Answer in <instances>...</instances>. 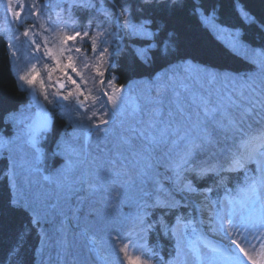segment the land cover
<instances>
[{"label":"snow or ice","instance_id":"snow-or-ice-1","mask_svg":"<svg viewBox=\"0 0 264 264\" xmlns=\"http://www.w3.org/2000/svg\"><path fill=\"white\" fill-rule=\"evenodd\" d=\"M42 7L46 8L48 5H39L36 0H33L30 5L25 4L23 0H6L5 12L6 15L11 16L12 20L20 24L25 14L36 16L39 19L42 16ZM112 7L114 10L111 13H106L108 27L97 24V28L100 30L91 37L90 31L95 23L94 18L91 16L87 20V29L83 33L72 28V34H69L65 31V29L71 27L67 21L58 22L49 17L47 26L44 23L40 24L44 32H51V35L43 36L42 43L36 38V34H33L30 43L21 41L19 36L16 37V40L25 47L33 48V52L30 54L31 59H51L55 67L49 69V81H52V74L56 71H60L66 77V80L58 78L49 85L55 89L51 93V98L48 89L44 86V81L40 80L41 95L53 108L59 107L61 109L67 108L71 101L75 99L74 111L77 115L73 123L76 124L77 128H86L87 136L95 133L98 140L107 137L108 128L106 126L114 123L118 114H121L123 110L126 99L123 95V88L115 86V77L107 80V84L105 83L106 72L112 68L116 54V50H110L109 45L118 37L120 31H124L127 35L133 37L146 38V44L136 50V56L141 66L160 62L161 67L166 66L168 69H172L171 75L167 71L163 76L160 73L155 75L154 84L157 95L156 99L150 101V103L157 106L154 110L156 117L161 115L164 100L168 99L169 104L175 106V114L183 118L186 112L185 104L188 99H191L198 108L203 109L204 117L211 118L212 122L222 130L225 143L228 140L229 131L238 133L247 122L264 124V64H261V73L258 77L238 71L236 74L214 71L207 66L197 67L195 76L191 73L179 76L177 74L179 69L191 68L195 57L182 51L179 34L174 28L169 27L166 21L157 22L152 16L144 15L147 10L175 12L181 8H188L192 17L204 27L205 31L222 34L225 29L220 28L217 23V8L212 0H135V7L133 0H122L118 6L113 0ZM117 7L118 11L115 10ZM69 8H79L87 12L93 9L94 5L81 2V0H73ZM134 19L138 22H134ZM243 19L251 24H256V21L247 12L243 13ZM68 20L73 21V24L78 22L73 20L72 14L69 15ZM260 30L264 32V22L260 23ZM30 32L31 26L24 28L23 37H29ZM228 35L230 39L226 49H222V51L231 54L243 53L245 60L250 58L249 54L264 55V44L259 46L261 51L257 52L256 48L250 46V42L245 43L248 40L246 34L241 36L240 32L237 31L235 33L229 32ZM88 37H90L91 50L95 61L92 67L100 78V92L93 97L91 107H86L85 102L80 100L79 97L84 95L80 84L67 71L71 69L73 73L80 75L74 61L82 53V48L72 47L69 44L78 39L83 43L84 38ZM101 45H104V47L101 48ZM6 46L13 49L11 55L16 57L18 54L15 50L16 45L8 44ZM73 53L77 56H74ZM206 54L212 55L211 52ZM200 63L204 62L201 61ZM85 67H88L87 63H85ZM215 67L216 65L211 66V68ZM39 77L40 73L36 70L35 64L32 65L29 73L18 76L19 81L28 86L27 90L30 91L33 100L36 99L33 86ZM68 82L75 86V92L79 95H74L73 89L67 87ZM107 85H113L111 92L108 91ZM38 103L39 101H37ZM29 109H13L2 117L4 123H11L17 128V134L11 140L0 138V148H6L12 156L10 146L19 141L22 151L26 148L32 152L31 160L20 157L11 158L7 170L4 172V178L12 188H17L20 176L24 175L29 185V194L27 196L11 195L8 203L14 209L22 210L26 214L31 213L28 221L29 225L39 226L41 220L47 215L55 213L58 207L59 196L56 197L57 202L53 203L54 192L48 190V185H55L57 188H63L64 185H61L51 176H43V181L47 183L41 184L40 180H36L33 187L32 177L33 175L38 176L40 173L38 167L39 135L42 132H50L52 129L49 126L46 114L39 121L27 123V117L24 113ZM217 114L227 118V123L218 120ZM173 115L170 108L169 117L171 118ZM174 123L175 126H173ZM199 124L198 119L197 128ZM21 125L22 127H20ZM150 127L155 128L158 132V135L146 136L150 144L164 142L166 137L170 135L188 143L185 151L170 165L179 181V190L188 194L190 199L191 197L198 198L192 200L188 207L201 214L205 209L208 210L209 230L214 235L218 234L229 248L234 246V249H237L246 258L248 264H264V243L261 244L259 251H253L254 245L251 244L253 237L264 240V208L259 213L243 210L249 201L254 204L259 198V190L264 189V128H260L256 134L241 135L238 144L234 141L232 145L225 148L223 150L226 153L224 164L227 166L225 167L224 164L211 161L197 163L193 158L194 150L203 151L206 145L211 144L209 136H190L187 131L181 135V125L171 119L163 128H157L156 121H153ZM249 127H251V124H249ZM101 133H103V137ZM87 136H85V140ZM217 144H219V141H217ZM122 147H132L130 137H121V143L114 145L115 157L108 161L111 170L106 169L103 165L98 167L97 178L102 183H89L90 192L100 190L109 192L110 189L106 185L111 184H121V187H124L120 177L127 174V165L120 163L121 159H126L121 152ZM98 150L107 151V148H98ZM53 155L67 156L69 164L66 165V170L70 171L74 164L84 162L83 157H86L87 153L83 146L77 147L71 141L60 140L57 143V152H54ZM135 155L138 156L139 154L135 153ZM213 160H215V157H213ZM253 161L257 163V171L261 175L252 178L250 183H246L238 190V195L242 196L243 199H237L229 195L225 200L217 199L213 201L210 196L214 191L213 187L199 189L193 185L191 180L185 183L184 180L180 179L185 172L193 173L196 178L213 174L220 177V183L223 184L224 177L221 176V173L245 169ZM151 168V163L147 161L140 168L138 175L142 183L146 184L153 180ZM57 175H60V173H57ZM126 196V191L117 190L113 192L109 200L114 201L116 198L123 200ZM108 207H113V203L110 202ZM179 207V201L167 198L161 199L159 196L153 198L149 191H142L136 214L126 218L127 233L124 234L123 231H118L116 236L112 238L120 242L128 241L127 243H121L119 247V253L123 254L124 264H155L156 253L144 248L143 244H137L138 241L143 240L145 236L153 231L159 230L165 235L171 233V235L177 236V228L182 225L185 229L192 227L194 235L197 233V229L192 226L191 220L187 224L183 223L184 217H177L175 226L169 227L166 223L165 217L167 214ZM156 209L161 211V215L158 218H153L152 212ZM198 223L202 224L204 221L201 219ZM29 230L23 226L21 227L17 234V244L13 246L8 254V264H12V261L18 257L19 249L22 247L26 232ZM89 242L95 245V237H90ZM130 245L134 251H142L144 256L130 255L128 251ZM188 245L194 251L196 250L193 241L190 240ZM213 252L227 261V264H241V258L235 251L228 254L224 249L213 248Z\"/></svg>","mask_w":264,"mask_h":264},{"label":"rangeland","instance_id":"rangeland-1","mask_svg":"<svg viewBox=\"0 0 264 264\" xmlns=\"http://www.w3.org/2000/svg\"><path fill=\"white\" fill-rule=\"evenodd\" d=\"M59 1L60 0H36L37 4L39 5H48V7L46 8L42 7L41 12H45L44 10L56 5ZM23 2L25 4L30 5L32 4L33 0H23ZM5 5L6 0H0V24H4L3 28L0 27V32L8 38V44L16 45L15 50L18 53L16 57H12L11 53L13 49L8 47L12 71L16 80L18 81L20 88L28 93L29 101L21 108L29 109V106H31L30 109L24 113V115L27 117L26 122L32 123L40 115L45 113L46 106L48 104L44 100L43 95H41L40 80L44 81V86L48 89L51 98V93L55 91V89L53 87H50L49 85L58 78L66 80V77L60 71H56L52 74V81H49V69L55 67L51 59H31L30 54L33 52V48L25 47L23 44L16 40V37L19 36L21 41H28L30 43L33 34H36V38L42 43L43 36L51 35V32H44L41 29L40 24L44 23L45 26H47L48 20L41 17L38 19L36 16L25 14L22 17V22L20 24H17L14 20H12L10 15H6ZM239 8L240 12L243 15L245 11L241 10L240 6ZM35 20H37V22ZM218 25L220 28L225 29V31L222 34H217L215 32H212V34L226 47L230 39L228 35L229 32L235 33L239 31L242 36L240 28H231L223 26L219 23ZM29 26H31L30 35L29 37L25 38L23 37L22 33L24 28H27ZM65 31H67L69 34H72L70 30L65 29ZM120 33L122 32L120 31L119 34ZM92 35L93 34L90 32V37ZM90 37L84 38L83 43H81V41L78 39L77 41L70 42L69 44V46L72 47H81L82 53H85V51L87 52V57H84L82 53L79 54V57L77 56V54L73 53L74 56L80 58H76L74 61L75 66L80 72L79 76L76 73H73L71 69L67 70L68 74L71 75L73 79L77 80V83L80 84V88L84 93L83 96L79 97L80 100L93 99L94 92L95 96L99 94L96 93V88L93 85H99L100 78L96 75L95 69L92 67V64L95 61L94 58L91 59L93 53L91 50ZM132 38L134 37L126 35L125 44L127 45V43H129ZM120 39L121 35L115 39L116 44L113 49H116V47H118L117 44ZM245 43L248 42L245 41ZM250 46L256 48L257 52L261 51L260 48L255 47L252 44H250ZM102 47L104 46L101 45V48ZM89 54L91 55V57ZM236 55L244 59L243 53ZM249 55L250 58L246 61L251 63V67L247 68L244 71L238 72L247 73L248 75L258 77L261 73V64H264V55ZM85 63L88 64V67H85ZM33 64L36 65V70L40 73L39 79L33 86V90L36 95L35 100L32 99L30 91L27 90L28 86L26 84H23V82L19 81L18 79L19 75L29 73ZM45 65H47V67H45ZM197 67L203 68L206 66L192 61L191 68H181L179 69L177 74L179 76H184L191 73L193 76H195ZM209 68L214 71L231 72L233 74H236V71L232 70H222L211 67ZM166 71L169 73V75L172 74V69L168 68H165L157 73H160L163 76ZM155 75L151 78H139L132 80L124 85H119V87L123 88V95L126 98L123 110L121 114H118L115 122L112 125H110V123V126L107 127L108 136H119L120 138L131 137L132 145L142 146L147 151L149 150L148 152L150 153V157L154 160L155 164L157 163L159 165L161 162H170L171 165V162L178 158L177 153L182 154L188 147V143L187 141L178 140L175 136L170 135L166 137L164 142L150 144L149 140L146 139V136H151L153 134L158 135L156 129L150 127V124L153 121L157 122V128H163L171 119L181 125V135H183L184 132L187 131L190 136H209L211 139L210 145H206L203 151H193L194 159L197 162L209 161L211 159L210 156H212V154L209 153V150L212 149L213 146H215V148L213 149H217L219 152L221 149L224 150L228 146L232 145L234 141L238 144L241 135L256 134L260 128H264V124L247 122L245 123L244 127L240 130V132L233 133L229 131L228 140L225 143V138L222 130L212 122L211 118H205L203 114V109L198 108L197 105L191 101V99H188L185 104L186 112L183 118L175 114V106L170 105L168 99L164 100L161 115L159 117H156L154 115V110L157 106L153 103H150V101L156 99L157 95L156 86L154 84ZM113 77H115L114 74H111L108 77L105 76V83L107 84V80L112 79ZM112 86L113 85H107L109 92H111ZM115 86H118L116 83V78ZM67 87L73 89L74 95H79L75 92V86L72 85L70 82H68ZM37 101H39L38 104ZM74 105L75 99H73L69 106L65 109H61L58 107V112L63 115L67 114V121L72 126L70 127V125L65 120L67 128L61 135V138L62 140L71 141L74 146H83L85 152L87 153V156L83 157L84 162L74 164L71 170L67 171L66 165L69 164V158L64 155H58L62 158L59 160V163H57L56 166L52 165L54 164L53 160L55 159H50L49 157L47 158L48 154H44L43 148L40 147V139H38V164H41L42 168L47 166L48 170L43 173L40 171L38 175L40 177H38L37 175H33V187L35 186L36 180H40L41 184L47 183L43 181V176L53 177L54 180H57L61 185H64V187L57 188L55 185H48V190L54 192L52 202H57V195L59 196V201L55 213L47 215L41 220V223L39 224L41 237L40 247L36 254L37 262L38 264H124L123 254L119 253V247L121 246V243L126 242H120L118 240L112 239L114 236H116V233L114 232L123 230L122 222L124 218L122 217L121 211L120 213H116L114 210L110 211V207L108 206H106V208L102 207L101 211L99 209L95 210L94 208V201L93 199H91V197L93 198L100 196L98 195L99 193H97L99 191H89V183L94 184L98 181L97 176H95V168L92 165V159H90L92 154L91 149L96 144V140H94L92 136H89L87 140H85L84 136L87 132L86 128H77L76 124L73 123V121L76 119L74 115L71 116V113L75 112ZM170 108L174 114L171 118L169 117ZM198 119L200 121V124L197 128ZM217 119L222 120L225 124L227 123V118H223L219 114H217ZM85 123H87V121H85ZM9 124L11 126V133H0V138H2L3 140H11L17 134V128L14 127L11 123ZM249 124H251V127H249ZM173 126H175V123L173 124ZM20 127H22V125ZM217 141H219V144H216ZM217 145H219L218 148ZM54 146L53 149L48 153L53 155L54 152H57V145L54 144ZM10 147L12 149V156H10L9 151L6 148H0V156L5 154L8 156L9 160L13 157H20L22 159L27 160L32 159V152L27 150L26 148L22 151L19 141L16 144L11 145ZM149 147H152L153 149ZM159 147H162L160 151H158ZM155 151L158 152L156 153ZM73 160H75V158H73ZM45 161L49 162L45 163ZM140 167H143V165H141ZM256 167L258 168L257 163ZM151 171L153 173V180H150L148 183L145 184L141 182V178H138L135 181V186H137L138 189L140 187L144 188L146 185L148 187L151 186L152 190H154V196L160 197L162 189L164 191L166 189L167 191V188L163 187L162 183L158 179L157 171L159 172L162 170H155L152 165ZM57 173H60V175H57ZM260 175L261 173L258 171V177ZM125 185L128 184L125 183ZM82 186L84 187V194L76 198L74 206L72 207L73 196L75 193H77L78 191L80 192L82 190ZM129 187L132 186L129 185L127 188ZM143 188L140 191V195L143 191ZM11 189L13 191V195L20 194L22 196H27L30 191L29 185L26 182L24 175L20 176L18 187H11ZM149 192L151 193V191ZM260 193V196H262L264 200V189H260ZM263 200L261 201V203L264 205ZM249 206L250 204L248 203L243 210L247 212V208ZM70 213L71 217H69ZM68 225H71L73 228L80 227V230L74 231ZM93 236L96 239L95 245L89 242V238ZM177 238L179 242L177 246L176 255L174 260L171 261L170 264H227V261H225L222 257L220 259L216 255V253L213 252V246H206L207 244L202 241H195L197 245V250L200 255L199 256L196 255V253L191 247H189L182 232H178ZM262 243H264V240L253 237L251 239V244L254 245L253 251H259ZM221 247L222 248L220 249H224L226 251L228 250V246L226 247L222 244ZM232 247L234 248V246ZM233 248H231L230 250L235 251L237 255L240 256L241 264H248L246 258H244L243 255L239 253L237 249L235 250ZM128 251L130 255H140L143 257L141 251H134L131 245Z\"/></svg>","mask_w":264,"mask_h":264},{"label":"trees","instance_id":"trees-1","mask_svg":"<svg viewBox=\"0 0 264 264\" xmlns=\"http://www.w3.org/2000/svg\"><path fill=\"white\" fill-rule=\"evenodd\" d=\"M81 2L90 3L94 5V8L87 12L79 8L70 9L69 5L73 3V0H60L56 5L44 10L45 12H42L41 18L49 20V17H51V19L57 20L58 22L67 21L71 25L67 30L72 32V28H75V30L83 33L87 29V20L89 16H91L95 20L90 31L93 35L100 30L97 28V24L108 27L106 13H111L114 10L112 7L113 0H81ZM121 2L122 0H115L117 6ZM212 2L217 8V21L219 24L231 28H240L242 36L246 34L248 37L246 42H250V44L255 47L260 48L259 46L264 44V32L260 30V23L264 22V0H212ZM133 4L135 7V0H133ZM239 6L241 10L253 17L256 24H251L243 19ZM115 10L118 11V7ZM70 14L73 15V20L78 21L77 23L73 24V21L68 20ZM144 15L152 16L157 22L161 20L166 21L169 27L174 28L179 34L182 51L195 57L193 62L208 67L216 65L215 69L232 70L236 72L244 71L251 67V63L240 56L222 51V49H226V46L220 42L212 32L205 31L204 27L192 17L188 8H181L175 12L147 10ZM35 21L37 22V20ZM134 22H138V20L134 19ZM60 26L62 27L63 25L61 24ZM0 27L3 28L4 24L1 23ZM113 31H115V29H113ZM129 43L130 44L125 45L123 50L116 55V66L111 70L115 75L118 86L139 78H151L157 72L167 68L166 66L161 67L160 62L141 66L136 56V50L146 44V38L134 37ZM115 44L116 42L114 40L113 43L109 45L110 49H113ZM6 45H8V39L0 32V133H8L11 127L9 123H4L2 121V117L6 115L8 111L20 109L28 102L27 92L20 88L13 74L9 48ZM217 45H219V47H217ZM208 52H211L212 55H207L206 53ZM82 55L87 57V52L85 51ZM93 58L94 55H92L91 59ZM201 61L204 63H200ZM93 85L96 88V93H99V85ZM92 100L93 99H82L81 101L85 102L86 107H91ZM72 113L74 114L76 112ZM72 113L71 116H73ZM112 124L113 123L110 125ZM101 136L103 137V133H101ZM92 138L96 140V144L91 149L92 154L90 159H92V165L95 168V176H97V169L101 165L111 170V165L108 164V161L115 157L114 145L120 144L121 138L119 136L114 137L112 135H107V137L98 140L95 133L92 135ZM218 146L219 145H217V148ZM105 147L107 151L98 150V148ZM149 148L153 149L152 147ZM161 148L162 147H159L158 151H160ZM213 148H215V146H213ZM213 148L209 150V153L212 154L209 161L224 164L226 153L222 149L218 152L217 149ZM148 151L142 146L137 145H132L131 148H121L123 157L126 159H121L120 163L127 165V174L120 177L124 187H121V184H111L106 185V187L110 189L109 192L103 190L97 192L100 197H91L94 201L95 210L99 209L101 211L102 207L106 208V206L112 202L113 207H110L109 210H114L116 213H120L121 211L122 217L124 218L122 222L123 230L121 231L126 234V218L136 214L137 205L141 196L140 191L143 188L140 187L138 189L137 186H135V181L140 178L138 175L141 168L140 166L144 165L145 161H147L153 165L155 170H162L159 172L157 171L158 179L162 183V186L167 188V191L166 189L165 191L162 189L160 198L174 199L180 202L179 208L167 214L165 217L166 223H168L169 227H172L177 224V217H184V224H187L188 221L191 220L192 226L197 229L195 235L192 233V227L185 229L182 225L177 228V233L182 232L187 243L190 240L195 243L196 236H200L199 226L196 220V211L188 207V204L191 202L186 200L185 196L181 194L182 192L179 190V181L175 176L174 169L170 166V162H161L159 165L157 163L155 164ZM158 151L155 152L157 153ZM135 153L139 155L137 156ZM177 155L179 156L180 154L177 153ZM213 157H215V160H213ZM8 163V156H0V262H2V264H8V254L13 246L17 244V234L23 226L25 229L30 230L26 232V237L22 247L19 249L18 257L12 261V264H38L36 254L40 247V225L30 226L28 221L31 213L26 214L22 210L14 209L9 206V197L13 195V191L9 182L4 178V172L7 170ZM224 166L226 167L227 165L224 164ZM221 176L224 177L223 184L220 183V177L214 176L213 174H209L203 178H196L193 173L185 172L180 179L184 180L185 183L191 180L193 185L199 189L213 187L214 191L210 194L213 201L217 199L225 200L229 195L237 199H243L242 196L238 195V190L245 186L246 183H250L252 178H257L258 171L253 161L250 162L245 169L223 172ZM101 183L102 181L98 180L94 184ZM125 183L128 185H125ZM129 185L132 187L127 188ZM146 188L148 191H151L153 198H155L153 194L154 190H152L151 186L148 187L146 185L143 190H146ZM117 190L122 192L126 191V198L123 200L116 198L114 201H110L109 197ZM248 203L250 206L247 208V212L252 211L254 213H259L261 211L262 203L258 199L254 204L251 201ZM160 215L161 211L159 209L153 210V218H158ZM204 229H206L207 232H211L208 223L204 224ZM114 233L117 234V231ZM123 242L127 243L128 241L125 240ZM137 244H143L144 248L150 249L156 253L155 264H170L176 255L178 238L177 236L171 235V233L165 235L163 232L157 230L145 236L143 240L138 241ZM141 253L144 256L142 251Z\"/></svg>","mask_w":264,"mask_h":264},{"label":"flooded vegetation","instance_id":"flooded-vegetation-1","mask_svg":"<svg viewBox=\"0 0 264 264\" xmlns=\"http://www.w3.org/2000/svg\"><path fill=\"white\" fill-rule=\"evenodd\" d=\"M58 109H59L58 107L53 108V106L47 104L45 113H49L50 115H52L54 117V120L51 123L52 131L45 132V133H42L41 135H39L40 144H41L40 147L43 148L44 154H48L47 158L49 157L50 159H55V160H53L54 164H52L55 166L57 163H59V160L62 157H60L58 155L53 156L52 154H50L48 152H50L53 149L54 144L57 145L58 140L59 141L62 140L61 135L64 133V131L67 128L66 122H65V120L67 121V119H66L67 116H63V114L58 112ZM73 115L76 117L77 114L74 113ZM67 123H68V121H67ZM70 127H72V126L70 125ZM45 150L47 151V153ZM47 162H49V161H45V163H47ZM38 167L42 173L45 172L46 170H48L47 166L42 168L41 164H38ZM38 177H40V176H38Z\"/></svg>","mask_w":264,"mask_h":264},{"label":"water","instance_id":"water-1","mask_svg":"<svg viewBox=\"0 0 264 264\" xmlns=\"http://www.w3.org/2000/svg\"><path fill=\"white\" fill-rule=\"evenodd\" d=\"M122 32V35H121V39L119 40V45H118V47H117V49H116V54H118L121 50H122V48H123V46H124V39H125V37H126V33L124 32V31H121ZM43 117H41V118H39L37 121H39L40 119H42ZM49 122V121H48ZM82 190H83V188H82ZM82 192H79V193H77V194H75L74 196H73V200H72V207L74 206V202H75V199H76V197L78 196V195H80ZM69 217H71V213H70V215H69ZM70 228L71 229H80V227L79 228H73L71 225H70Z\"/></svg>","mask_w":264,"mask_h":264}]
</instances>
